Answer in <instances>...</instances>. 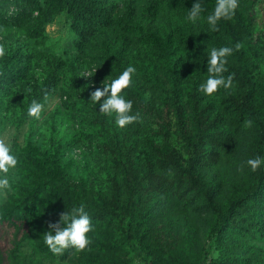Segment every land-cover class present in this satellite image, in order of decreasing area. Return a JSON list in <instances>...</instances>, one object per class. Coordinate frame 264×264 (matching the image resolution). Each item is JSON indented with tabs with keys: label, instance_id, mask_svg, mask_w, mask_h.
<instances>
[{
	"label": "rangeland",
	"instance_id": "obj_1",
	"mask_svg": "<svg viewBox=\"0 0 264 264\" xmlns=\"http://www.w3.org/2000/svg\"><path fill=\"white\" fill-rule=\"evenodd\" d=\"M110 1L115 3L116 19L125 5L133 8L134 33L125 39V46L123 31L116 20L111 26L98 30L77 51L73 45L75 36L69 20L64 12L60 13L45 26L42 37L27 40V51L29 48L31 59L27 63L26 74L21 83L15 85L12 99L5 98L0 102V139L10 144L14 151L23 147L26 136L31 132L39 154L48 149L53 153L58 149L62 154V166L70 180L84 190L91 207L109 201L110 182L116 175L102 158L97 132L90 125L87 115L90 109L100 117L114 120L113 116L100 113L99 102L93 105L90 99L92 91L112 78V58L120 49H124L125 56L130 59L129 63L136 68L132 83L139 85L144 100L152 110V114L132 111L138 113L140 119L120 129L127 133L128 144L142 163L144 152L147 151L146 140L155 139L156 122L173 88L181 92L185 101L184 91L194 81L201 83L209 75L200 67L199 58L207 61L212 47H231L234 44L229 32L210 29L202 14L197 21L187 19L188 9L194 0L166 1L161 4L153 20L145 17L150 0ZM209 2L216 3L217 0H201V6ZM139 28L145 30L153 40L162 39L171 43L174 49L172 59L175 62L171 76L167 75L163 63L155 59L153 43L139 40L136 33ZM254 30L264 32V0L258 5ZM24 39L20 29L0 27V45L5 48L4 55L0 56V70L6 54L15 52L18 43ZM43 54L62 61L70 58L73 67H64L54 93L43 101V109L37 119L26 115L19 101L26 88L44 76L45 68L41 60ZM235 61L229 55L226 64L235 65ZM148 70H154L153 82L146 81ZM227 89L234 91L236 86L232 83ZM206 96L214 100V96ZM219 108L216 105L215 109ZM230 118L231 115L226 112L222 127L227 134H231ZM254 131L255 127L250 122L244 123L239 132L233 135L230 145L220 149V160L197 171L204 188L210 189L214 202H227L238 187L247 183L245 148ZM169 136L172 144L184 154L185 143L175 125ZM27 168L17 163L11 187L0 191V215L9 209L23 211L16 219L14 228L4 227L0 231L1 248L10 247L11 240L17 242L24 238L28 249L35 248L43 254L44 263H49L54 256L62 258L55 261L56 264L102 263L103 258L116 264H201L200 247L211 218L210 213L202 202L184 208L180 203H173L169 194L146 204H152L150 217L134 231L133 246L113 229L111 223L106 222L93 224L88 233L91 242L84 250L70 247L72 252L67 256L62 253L53 254L44 243L43 235L49 230L50 224L59 222L61 214L71 210L73 193L69 185L50 182ZM254 212L264 220L262 211L254 208ZM208 251L209 262L219 257L221 264H264V231L245 234L231 230L222 243L209 244Z\"/></svg>",
	"mask_w": 264,
	"mask_h": 264
},
{
	"label": "trees",
	"instance_id": "obj_2",
	"mask_svg": "<svg viewBox=\"0 0 264 264\" xmlns=\"http://www.w3.org/2000/svg\"><path fill=\"white\" fill-rule=\"evenodd\" d=\"M166 1L169 0H150L145 12L146 19L153 20L161 4ZM260 2L261 0H239L234 15L217 21V30L231 34L234 41L231 47L237 42L240 44V48L234 49L231 54L236 64H226L227 71L223 73L225 76L234 74L233 84L236 89L228 91L221 87L212 94L213 100L203 94L199 90L200 83L194 81L184 91V101L181 92L173 88L168 102L164 103L161 110L160 119L156 122L155 139L146 140L147 151L144 152L142 163L134 155L133 147L128 144L126 132H121V128L116 127L108 118L88 110L90 125L99 138L98 148L102 158L116 173L110 182V198L107 203L91 207L84 190L70 180L62 166V154L58 149L53 153L48 149L39 154L32 141L31 132L26 136L23 147L14 150L18 163L36 171L37 176L50 182L69 185L74 198L73 206L83 203L92 224L111 223L113 229L131 246L134 245V231L150 217L152 204L146 205L149 201L153 203L157 197L169 194L173 203H180L184 208L197 206L202 202L211 218L200 247L201 264H221L219 257L208 261L209 244L222 243L231 230L245 234L264 231V220L254 212V208H257L264 213V166L252 171L246 164L249 157L264 156V32L254 30ZM215 4L209 2L201 6V14L206 18ZM114 7L115 3L110 0H0V27L20 29L25 38L18 43L19 47L15 52H8L4 58L0 70V102L5 98L12 99L15 85L21 83L26 74L27 63L31 59L30 49L27 51V40L42 37L45 26L60 13L64 12L69 20L75 36L73 45L77 51L98 30L111 26L116 20L123 31L125 46V39L134 33V11L131 6L125 5L116 19ZM136 33L141 42L153 43L155 59L163 63L167 75L171 76L175 63L172 59L174 49L171 43L162 39H151L142 28L137 29ZM123 51V48L120 49L112 58V78L130 64V59ZM199 59L200 67L208 73L206 60ZM41 60L45 68L44 76L31 83L20 96L21 110L26 115L31 100L36 99L43 103L54 93L64 67H73V60L70 58L62 61L43 54ZM152 73L154 70L146 71V81H154ZM29 88L31 91L27 90ZM122 94L126 99L132 100V111L152 114L139 85L131 83L122 90ZM84 98L86 99L85 96ZM216 105L220 106L219 110L215 109ZM226 112L231 115V134H227L222 127ZM23 121L22 119L21 122ZM246 122L255 127L245 148V175L248 181L238 187L227 202H214L210 189L204 188L197 171L217 163L221 157L220 149L230 145L233 135ZM174 125L185 143L184 154L170 141L169 133ZM21 213V210L9 209L0 215V231L4 227L14 228L13 225ZM24 241V238L17 242L11 240L10 247H0V264H56L55 261L62 259L53 256L49 263H44L43 254L35 248L28 249ZM71 252L69 247L62 255L67 256ZM92 264L116 263L103 258L102 263Z\"/></svg>",
	"mask_w": 264,
	"mask_h": 264
},
{
	"label": "clouds",
	"instance_id": "obj_3",
	"mask_svg": "<svg viewBox=\"0 0 264 264\" xmlns=\"http://www.w3.org/2000/svg\"><path fill=\"white\" fill-rule=\"evenodd\" d=\"M239 0H217L214 9L206 16V22L210 29L215 30L217 21L221 18H230L235 14ZM201 0H194L187 12L189 21H197L201 17ZM237 42L233 47H212L207 56L206 71L209 75L199 84V90L205 95H212L219 88H229L233 83V75L227 71V57L234 49H239ZM5 53V48L0 45V56ZM136 68L129 64L118 75L103 83L102 87L91 92L90 99L95 105L99 102V112L114 117L113 123L118 128L140 119L138 113L132 112L133 102L126 99L122 90L132 83V76ZM31 91V89H27ZM101 98H103L101 100ZM43 109L42 103L36 99L31 100L27 108V115L39 119ZM18 163V157L10 144L0 139V191L8 190L14 178V169ZM246 164L252 171L264 166V156L256 155L249 157ZM91 217L86 206L81 203L73 206L70 211L61 214L59 222L49 225V230L44 232L43 240L50 252L60 254L65 249L72 247L76 250H84L91 242L88 233L92 230Z\"/></svg>",
	"mask_w": 264,
	"mask_h": 264
}]
</instances>
